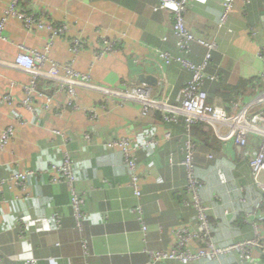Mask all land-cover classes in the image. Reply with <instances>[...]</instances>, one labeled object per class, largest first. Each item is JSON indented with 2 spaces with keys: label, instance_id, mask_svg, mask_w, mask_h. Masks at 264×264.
<instances>
[{
  "label": "crops",
  "instance_id": "1",
  "mask_svg": "<svg viewBox=\"0 0 264 264\" xmlns=\"http://www.w3.org/2000/svg\"><path fill=\"white\" fill-rule=\"evenodd\" d=\"M226 1H190L186 24L196 39L185 56L202 64L211 51L204 84L209 101L222 104L231 114L246 110L251 118L264 109L256 101L264 90L260 76L264 0H236L235 11L223 22ZM9 3L0 0V22ZM25 4L31 11L44 13L53 25L67 23L68 32L53 36L46 27L29 29L9 17L0 39V56L7 62L22 51H44L52 41L51 60L71 61L97 85L143 86L152 98L168 104L180 102L182 88L193 72L176 59L181 52L172 7L157 8L159 0H25ZM76 37L86 41L77 54L72 51ZM103 38L117 41L116 49L96 58ZM205 42L213 44V49ZM161 52L169 54L171 62ZM140 74L157 81L141 83ZM32 79L30 73L0 64V134L9 126L15 129V136L0 150V178L7 180L0 191V262L26 264L35 258L38 264H148L152 252L170 250L175 230L193 228L197 216L186 189L189 170L183 161L191 137L185 118L166 122L162 108H151L144 115L138 101L121 102L88 87L77 88L71 104L66 90L45 79L37 80V89L44 95H35L30 110L23 100ZM47 98H51L49 109L44 108ZM88 108H94L95 118ZM252 124L257 129L249 132L243 148L220 138L219 133L229 126L200 121L191 130L197 143L194 176L202 182L200 197L209 207L212 237L219 246L253 238L252 222L264 224V194L254 183L249 165L264 138V122ZM55 129L63 135L55 134ZM123 136L135 142L145 136L155 140L136 153L140 195L131 183L122 150L108 146V141ZM66 153L74 166L76 188L85 198L81 227L68 185L51 178L50 165L61 164ZM29 170L34 174L26 190L15 188L12 174ZM247 215L250 222L244 221ZM192 264H264V257L244 262L241 252L234 250Z\"/></svg>",
  "mask_w": 264,
  "mask_h": 264
},
{
  "label": "built area",
  "instance_id": "2",
  "mask_svg": "<svg viewBox=\"0 0 264 264\" xmlns=\"http://www.w3.org/2000/svg\"><path fill=\"white\" fill-rule=\"evenodd\" d=\"M190 1L191 0H159L157 7L161 9L169 6L172 7L175 18L174 30L179 38L178 45L181 52L176 59L190 68L193 72L191 80L182 88V96L178 104H168L164 100L152 98L149 90L144 89L143 86L124 89L121 87L112 88L95 84L91 81V76L89 74L77 71L71 61L59 64L51 60L48 51L50 50L52 41L47 43L44 51L32 50L30 52H20L13 62H7L0 56V64L13 66L33 76L32 83L25 88L26 96L23 100L24 106L30 110H33L35 95H44L43 92L37 89V80L45 79L56 83L59 89L66 90L70 96L69 103L71 104H73L78 95L77 88L88 87L101 90L107 95L118 97L121 102L128 100L138 101L143 105L144 115L148 114L151 108H162L164 109L163 119L166 122L178 121V118L183 116L185 118L188 134H190L191 137L187 141L185 147L186 155L183 161V164L189 170V181L186 189L187 192L191 194L193 206L197 210L196 223L193 228L179 226L175 230L176 238L172 248L170 250L152 252L151 260L148 264H161L169 260H180L185 264H192L197 259L205 257L216 259L234 250L241 252L244 262H257L264 257V224L262 223L252 222L255 228V235L253 238L230 243L225 246L215 244L212 237V223L209 218V207L202 203L200 197L202 182L197 180L194 176V159L197 143L191 136V130L192 127L200 121H208L212 124L216 123L229 126L228 131L219 133L220 138L224 141H233L234 144L243 148L248 144L249 132L257 129V127L253 126L252 121L264 122V109L253 113L250 118V116H247L246 110L237 114H231L222 104L209 101V95L204 88V84L205 69L212 57L211 51L207 53L202 64H195L185 56L191 50L192 41L196 39V36L186 24V14ZM235 1L236 0H228L224 3L225 12L222 17L223 22L235 11ZM9 17H15L21 20L29 29L46 27L53 36H62L68 32L67 23L63 22L60 25H53L48 22V17L44 13L31 11L29 6L25 4V0H10L9 6L5 10L4 17L0 22V39L4 37L3 32ZM205 44L210 49L214 47L211 43L205 42ZM85 45V40L76 37L73 39L72 51L77 54ZM116 46L117 41H109L103 38L101 48L95 50V57L102 58L104 55L114 51ZM160 55L168 63L171 62L172 57L169 54L161 52ZM260 55L264 60V47L261 49ZM260 76L264 81V68ZM6 99L11 100V97L6 96ZM256 101L264 105V90L256 97ZM50 102L51 98H47V102L44 105L45 109L51 107ZM88 112L94 118L97 116L94 108H88ZM241 121L245 122V124L238 127ZM54 133L63 135V133L57 129L54 130ZM14 136L15 129L13 126L4 129L0 134V150L4 149ZM85 137L89 139L90 134L86 133ZM152 142H155V140L150 136H145L141 142H135L126 136L108 141V146L117 147L122 150L125 163L131 171V183L137 195H140L141 176L138 170L136 153L139 149L149 147ZM249 165L254 183L264 194V138L261 140L260 147L256 154L249 161ZM50 171L52 172V181H61L68 185L74 216L78 226L81 227L86 217L84 212L85 198L76 188L74 166L69 154H65L61 164L52 163L50 165ZM33 174L34 171L32 170L15 172L10 177L11 184H13L15 188L25 191L26 182ZM6 181V179L0 178V191L2 185L5 184ZM262 207H264V198ZM244 221L250 222V215L244 217ZM143 228L146 230V225H144ZM192 244L197 245L195 249L191 247ZM0 264L2 263L0 262ZM26 264H38V262L35 258H29L26 260Z\"/></svg>",
  "mask_w": 264,
  "mask_h": 264
},
{
  "label": "water",
  "instance_id": "3",
  "mask_svg": "<svg viewBox=\"0 0 264 264\" xmlns=\"http://www.w3.org/2000/svg\"><path fill=\"white\" fill-rule=\"evenodd\" d=\"M138 79L141 83L154 84L157 80L154 76L140 74Z\"/></svg>",
  "mask_w": 264,
  "mask_h": 264
}]
</instances>
